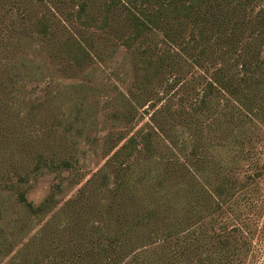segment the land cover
I'll use <instances>...</instances> for the list:
<instances>
[{
  "label": "rangeland",
  "instance_id": "rangeland-1",
  "mask_svg": "<svg viewBox=\"0 0 264 264\" xmlns=\"http://www.w3.org/2000/svg\"><path fill=\"white\" fill-rule=\"evenodd\" d=\"M86 1V10L78 17L82 0H0V264L91 263L69 253L67 245L54 243L69 220V215L61 216V209L76 198H107L113 173H108L104 187L97 175L110 169L106 166L110 146L134 136L142 150L140 136L146 131L152 133L156 154L168 149L187 152L194 136L201 135L219 168H229L239 185L248 180L237 198L253 200L255 210H244L239 217L226 212L219 218L228 228L240 226L249 241L244 264H264V87L257 91L256 112L234 122L230 131L220 114L221 95L214 100L216 109L203 108L182 120L175 111L189 110L190 101L199 100L217 70L227 67L241 74L237 65L241 59L224 56L222 44L216 43L200 55L197 45V61L178 56L179 66L163 67L147 83L148 42L154 54L180 51L179 45L164 42L157 29L147 39L127 45L123 42L131 30L125 24L124 6L113 8L108 24L101 26L104 5L110 0ZM40 18L48 20L49 36L35 31ZM193 35L199 37L197 32ZM67 38L88 49V63L77 66L63 48L59 50L61 44L66 48V42H72ZM185 38L192 39L188 33ZM256 46L264 77V42ZM136 150L131 161L147 166ZM158 157L152 159L154 166ZM61 159L71 165L59 167ZM220 171L223 168L212 170L210 180L217 182ZM254 172L253 181L246 179ZM20 191L33 205L49 200L47 209L30 212L18 202Z\"/></svg>",
  "mask_w": 264,
  "mask_h": 264
},
{
  "label": "trees",
  "instance_id": "trees-1",
  "mask_svg": "<svg viewBox=\"0 0 264 264\" xmlns=\"http://www.w3.org/2000/svg\"><path fill=\"white\" fill-rule=\"evenodd\" d=\"M263 3L264 0H110L104 5L101 26L108 24L107 14L113 8L123 5L125 24L131 30L123 43L130 45L139 38L147 39L157 29L162 32L164 42L179 45L180 51L154 54L148 42L144 74L147 83L163 67L179 66L178 56L197 61L200 58L194 52L197 45L200 55L206 53L210 43H216L222 44L224 56H233L237 61L240 58L237 65L241 74H234L227 67L217 70L199 100L190 101L189 110L179 107L175 111L182 120H187L189 113L209 110L210 106L216 109L218 104L214 100L221 95L224 104L220 114L226 118L230 131L234 122L249 117L248 112H256L257 91L264 87L262 59L256 46L257 42H264ZM86 6L87 1L82 0L78 17ZM35 31L49 36L48 20L40 18ZM195 32L198 38L193 35ZM185 33L192 39H186ZM67 40L72 42H66V48L61 44L59 50L62 52L63 48L77 66L88 63L91 59L88 49L75 39ZM217 119H212L209 125ZM160 128L166 131L163 126ZM151 134V131L141 134L142 150L137 149L138 140L134 136L110 146L106 166L111 170L97 175L100 187H104L109 181L108 173H113L107 198H76L66 202L61 216L65 218L67 214L69 220L61 224L62 236L54 243H63L71 248L69 253L91 259L87 264H244V256L251 248L249 241L240 226L233 224L228 228V223L221 222L219 217L226 212L239 217L244 210H255L253 200L237 198L239 192L243 194L248 180L239 185L229 168L224 165L219 168L221 164L208 153L201 135L194 136L187 152L168 149L156 154ZM165 135L170 138V134ZM135 150L146 159L147 166L137 167L131 161ZM157 155L154 166L152 159ZM40 157L37 166L42 161ZM158 163L162 165L157 168ZM69 165L67 159L58 163L59 167ZM221 168L222 176L214 183L210 174ZM255 177L256 172L246 179L253 181ZM17 199L36 214L49 205V200L33 205L23 191L18 192Z\"/></svg>",
  "mask_w": 264,
  "mask_h": 264
}]
</instances>
